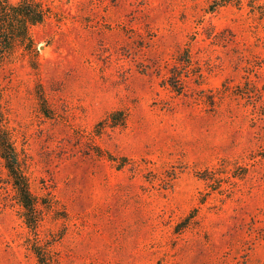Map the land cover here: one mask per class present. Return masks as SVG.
<instances>
[{"label": "rangeland", "instance_id": "obj_1", "mask_svg": "<svg viewBox=\"0 0 264 264\" xmlns=\"http://www.w3.org/2000/svg\"><path fill=\"white\" fill-rule=\"evenodd\" d=\"M216 1L50 0L1 71L43 218L0 157V264H264V0Z\"/></svg>", "mask_w": 264, "mask_h": 264}, {"label": "trees", "instance_id": "obj_2", "mask_svg": "<svg viewBox=\"0 0 264 264\" xmlns=\"http://www.w3.org/2000/svg\"><path fill=\"white\" fill-rule=\"evenodd\" d=\"M233 0H218L214 9L230 3ZM52 10L50 0H20L12 3L10 0H0V77L5 64L13 58L19 49L26 53L37 54L35 41L31 30L42 25L50 16ZM3 90L0 80V109L2 108ZM121 116L120 123H126V117L122 112L115 116ZM118 120V119H116ZM0 121V157L3 167L7 172L9 182L16 192L18 202L24 211L25 222L29 228L37 230L42 221V210L39 207V199L31 190V186L24 175L17 149L8 131L3 128ZM38 254L39 260L40 254Z\"/></svg>", "mask_w": 264, "mask_h": 264}]
</instances>
